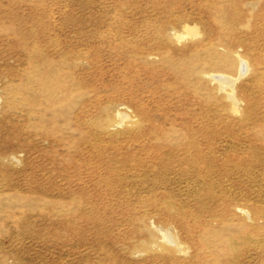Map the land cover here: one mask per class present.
<instances>
[{
	"label": "rangeland",
	"instance_id": "obj_1",
	"mask_svg": "<svg viewBox=\"0 0 264 264\" xmlns=\"http://www.w3.org/2000/svg\"><path fill=\"white\" fill-rule=\"evenodd\" d=\"M0 264H264V0H0Z\"/></svg>",
	"mask_w": 264,
	"mask_h": 264
}]
</instances>
